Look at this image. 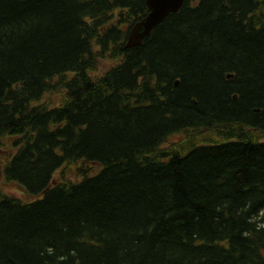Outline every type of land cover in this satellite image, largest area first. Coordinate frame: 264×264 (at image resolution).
I'll return each instance as SVG.
<instances>
[{
  "label": "trees",
  "instance_id": "16d2710c",
  "mask_svg": "<svg viewBox=\"0 0 264 264\" xmlns=\"http://www.w3.org/2000/svg\"><path fill=\"white\" fill-rule=\"evenodd\" d=\"M147 13L0 0V264H264V0Z\"/></svg>",
  "mask_w": 264,
  "mask_h": 264
},
{
  "label": "water",
  "instance_id": "95a60500",
  "mask_svg": "<svg viewBox=\"0 0 264 264\" xmlns=\"http://www.w3.org/2000/svg\"><path fill=\"white\" fill-rule=\"evenodd\" d=\"M185 0H145L147 15L128 32L126 48L139 46L168 15L177 13ZM229 78V76H227ZM177 85V83H175Z\"/></svg>",
  "mask_w": 264,
  "mask_h": 264
},
{
  "label": "rangeland",
  "instance_id": "374dc122",
  "mask_svg": "<svg viewBox=\"0 0 264 264\" xmlns=\"http://www.w3.org/2000/svg\"><path fill=\"white\" fill-rule=\"evenodd\" d=\"M52 100L55 101V98H53ZM172 140L174 141L173 138H172ZM56 176L57 175L54 176L55 179H56ZM68 176L70 178L72 177L71 174L70 175L68 174ZM0 191L3 192L4 194L8 195V196H13V197L18 198L22 201H25V202L30 201V198H26V197L22 196L23 194L20 191H18L15 187H13L11 184H8V183L4 184V183L0 182Z\"/></svg>",
  "mask_w": 264,
  "mask_h": 264
}]
</instances>
